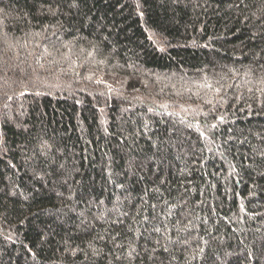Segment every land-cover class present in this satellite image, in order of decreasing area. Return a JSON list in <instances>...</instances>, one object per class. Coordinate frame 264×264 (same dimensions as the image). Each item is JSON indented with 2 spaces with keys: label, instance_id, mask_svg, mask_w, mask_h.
<instances>
[{
  "label": "trees",
  "instance_id": "obj_1",
  "mask_svg": "<svg viewBox=\"0 0 264 264\" xmlns=\"http://www.w3.org/2000/svg\"><path fill=\"white\" fill-rule=\"evenodd\" d=\"M0 264H264V0H0Z\"/></svg>",
  "mask_w": 264,
  "mask_h": 264
}]
</instances>
